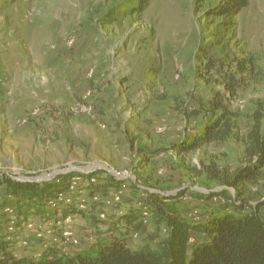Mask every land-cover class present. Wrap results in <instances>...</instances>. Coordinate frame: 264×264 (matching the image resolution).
Here are the masks:
<instances>
[{
  "label": "rangeland",
  "instance_id": "374dc122",
  "mask_svg": "<svg viewBox=\"0 0 264 264\" xmlns=\"http://www.w3.org/2000/svg\"><path fill=\"white\" fill-rule=\"evenodd\" d=\"M228 1L0 0V175L68 185L72 193L54 206L95 205L106 223L142 208L140 192L151 187L183 192L178 205L191 219L205 207L201 194L227 190L232 200L243 193L255 207L262 203L264 168L255 186L235 189L226 181L249 163L251 132L264 142V0L238 12L226 9ZM231 79L234 95L226 89ZM215 99L235 113L234 135L194 152L173 149L216 121ZM209 165L225 179L210 180L203 170ZM105 173L126 189L91 199L86 188ZM9 212L14 218L15 209ZM28 217L7 233L19 253L32 256L59 233L54 221ZM65 223L66 244L58 245L71 250L94 244L93 232L104 244L108 231H118L113 224L88 231L80 217ZM146 225L131 235L133 249H156L165 237L154 220Z\"/></svg>",
  "mask_w": 264,
  "mask_h": 264
},
{
  "label": "trees",
  "instance_id": "16d2710c",
  "mask_svg": "<svg viewBox=\"0 0 264 264\" xmlns=\"http://www.w3.org/2000/svg\"><path fill=\"white\" fill-rule=\"evenodd\" d=\"M249 3L250 0H231L228 1L226 9L238 12L247 8ZM207 64L210 70L217 68L214 60L208 59ZM241 68L243 71L247 70L244 66ZM232 81L227 84L226 89L234 95L237 86L236 82ZM212 107L221 112L216 121L205 126L202 134L173 149L182 153L194 152L204 144L224 142L234 135L232 119L235 113L219 99L213 101ZM246 158L249 161L246 167L226 181L235 189L242 184L255 186L262 176L264 142L257 130L251 132L248 137ZM203 170H206L210 180L225 179L223 172L216 165L203 166ZM203 170L197 172L201 173ZM92 176L82 177L89 183ZM105 176L107 177L98 180L97 183L101 184L86 188L91 199L95 194H118L126 189L127 186L122 181L109 173H105ZM61 178L66 179L65 176ZM69 187L54 182H20L10 176L0 175V264H264V217L260 214L264 201L255 207L242 197L243 193H237L236 199L233 200L227 190L201 194L200 200L204 202L205 207L197 211L191 219L192 215L184 212L182 206L178 205L179 199L184 196L183 192L171 195L151 187L153 192H140L139 205L142 208L125 209L118 223H106L108 221L101 220L97 215L98 209L93 202H90L93 206L86 211L79 210L72 204L54 206L57 204V198L60 200L72 193ZM133 188L136 189L134 185ZM213 202L216 208L210 209L208 205ZM12 208L15 209L14 218L8 217L9 209ZM28 216L32 221H54V228L59 233L57 243H47L42 251H34L32 256L19 253L18 241L10 239L11 235L7 233L13 225L16 229H21V223L25 222ZM70 217L84 219L90 225L88 231L100 225L111 226L110 224L115 225L114 229L118 231L114 233L111 227L112 230L102 238L108 240L104 244L100 243L101 236L92 231V236H98L94 244L66 249L63 246L66 240L59 227L65 226V221ZM151 220H154L158 227H164L165 237L158 242L156 249H133L131 235L141 233ZM119 225L123 230L119 229ZM150 240L154 238L151 237ZM59 242L63 245H58Z\"/></svg>",
  "mask_w": 264,
  "mask_h": 264
},
{
  "label": "water",
  "instance_id": "95a60500",
  "mask_svg": "<svg viewBox=\"0 0 264 264\" xmlns=\"http://www.w3.org/2000/svg\"><path fill=\"white\" fill-rule=\"evenodd\" d=\"M102 169V168H101ZM87 170V168H77L76 169V171H79V172H84V171H86ZM109 173H112V171H110L109 170ZM118 175V174H117ZM49 177H47V178H34V179H27V180H30V181H34V182H36V181H46L47 179H48Z\"/></svg>",
  "mask_w": 264,
  "mask_h": 264
},
{
  "label": "bare ground",
  "instance_id": "6f19581e",
  "mask_svg": "<svg viewBox=\"0 0 264 264\" xmlns=\"http://www.w3.org/2000/svg\"><path fill=\"white\" fill-rule=\"evenodd\" d=\"M129 175V174H128ZM128 179V178H127ZM121 194V193H120ZM102 216V218H104V216L103 215H101Z\"/></svg>",
  "mask_w": 264,
  "mask_h": 264
},
{
  "label": "built area",
  "instance_id": "2783aa9c",
  "mask_svg": "<svg viewBox=\"0 0 264 264\" xmlns=\"http://www.w3.org/2000/svg\"><path fill=\"white\" fill-rule=\"evenodd\" d=\"M125 176H127V175H125Z\"/></svg>",
  "mask_w": 264,
  "mask_h": 264
}]
</instances>
